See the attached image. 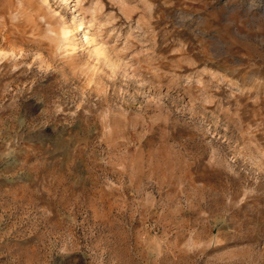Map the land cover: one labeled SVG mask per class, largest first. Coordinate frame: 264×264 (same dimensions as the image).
Returning <instances> with one entry per match:
<instances>
[{"label":"rangeland","instance_id":"obj_1","mask_svg":"<svg viewBox=\"0 0 264 264\" xmlns=\"http://www.w3.org/2000/svg\"><path fill=\"white\" fill-rule=\"evenodd\" d=\"M0 264H264V0H0Z\"/></svg>","mask_w":264,"mask_h":264},{"label":"bare ground","instance_id":"obj_2","mask_svg":"<svg viewBox=\"0 0 264 264\" xmlns=\"http://www.w3.org/2000/svg\"><path fill=\"white\" fill-rule=\"evenodd\" d=\"M68 1V0H67ZM77 15V14H76ZM88 23L85 21L80 15L76 16V20L71 25H64L61 28V34L63 38V44L61 45V49L63 52L67 51L68 47L72 46L71 48H76V43L72 42V32L74 29H77L79 32V35L77 38L81 39L80 45L81 48L89 49L91 43V38L87 37L86 34H88ZM97 51L96 49L94 52Z\"/></svg>","mask_w":264,"mask_h":264}]
</instances>
